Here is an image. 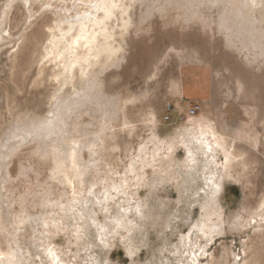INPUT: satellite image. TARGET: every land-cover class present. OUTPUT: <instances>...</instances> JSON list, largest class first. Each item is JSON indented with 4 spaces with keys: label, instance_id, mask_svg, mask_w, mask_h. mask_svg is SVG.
<instances>
[{
    "label": "rangeland",
    "instance_id": "374dc122",
    "mask_svg": "<svg viewBox=\"0 0 264 264\" xmlns=\"http://www.w3.org/2000/svg\"><path fill=\"white\" fill-rule=\"evenodd\" d=\"M46 2L51 8L39 19L24 0H0V159L5 158L0 160V248L15 249L26 264L37 257L49 264L47 248L60 256L58 264H89L84 246L100 254L103 264H176L186 257L183 241L189 237L205 250L189 264L221 259L223 264H264V27L259 22L264 11L253 12L250 34L228 18L227 0H135L120 59L98 75L91 101L68 109L69 87L51 100L57 83L49 75L58 69L39 57L47 19L71 18L78 1ZM171 82L180 94L171 91ZM135 97L124 110L136 125L127 135L119 126V105ZM189 104L199 105L196 116L208 115L218 134L232 143L231 168L217 182L219 191L184 189L185 150L177 145L149 160L138 172L139 181L129 175L127 197L111 192L100 207L94 197L102 199L103 179L118 183L151 136L172 139L186 121ZM168 105L174 108L169 122ZM145 118L151 122L144 123ZM114 143L116 151L108 147ZM73 145L80 146L83 179L76 187L90 201L93 224L107 225L122 205L139 211V216L128 214V226L105 232L103 250L86 244L93 240L92 227L89 234L80 233L82 239L73 231L83 225L66 211L73 204L72 189L53 172ZM216 161H224L221 152ZM92 185L90 197L86 191ZM204 225L217 230L207 244V234L191 231Z\"/></svg>",
    "mask_w": 264,
    "mask_h": 264
},
{
    "label": "bare ground",
    "instance_id": "6f19581e",
    "mask_svg": "<svg viewBox=\"0 0 264 264\" xmlns=\"http://www.w3.org/2000/svg\"><path fill=\"white\" fill-rule=\"evenodd\" d=\"M77 1L78 4L76 5V9H74L73 11L74 13L71 14V18L60 16L55 17L51 25L47 26L48 36L46 44H44L45 46L43 47V53L39 57V62H47L48 64L49 62H54L57 66L56 70L58 69L57 71H53L52 74L49 75V79L52 78L53 81L57 83V86L53 91L50 99L57 100V95L62 91L63 87H69V98H71L72 100L69 104H67L68 109L71 106H74L77 102L85 103L87 101H91L93 99L91 98V95H93L94 89H96L95 87L97 86L96 80L98 75L106 68L114 65V63H116L120 59L123 51L124 36L127 34L128 29L131 25V9L133 7V4L135 3V0ZM226 4L229 7L228 18L239 21L242 32L244 31L245 33H250L251 29L254 26V17H252V15L253 12H255V9H252L251 7H244V0H227ZM104 5H119V7L113 9L106 8L104 7ZM50 28L53 30H49ZM1 40H4V38L1 37ZM152 75L153 77L155 76L154 74ZM75 78L76 83H74ZM170 89L174 94H180L179 87L174 82H171ZM135 99L136 97L128 98L120 102L119 111L121 112V121L119 126L121 130L124 129V120L129 119L124 111L127 101ZM183 118L184 117H182V120ZM129 122L132 123V121ZM150 122L151 120L149 118L144 119V123ZM36 124L38 126V123ZM126 133L127 135H130L132 131L129 132L126 130ZM230 142H227L222 135L218 134V132L214 128L212 120L208 115L199 114L196 117L187 115L184 124L179 127L175 136L168 142H160L156 137L151 136V138H149L147 142L143 143L139 147L135 158L131 160L129 166L127 167V169H125L124 177L120 178L118 183H114L112 185L108 184V179H106L107 177L103 179V183H105L106 185L104 187V191H102L103 193L101 192L102 194L100 195L102 199H99L98 197L94 198H96V201L101 207L102 203H104V205L108 203L110 195L112 194L111 192H114L115 196L128 195L126 189L130 183H128V181H131L129 180V175H134L136 181H139L140 174L138 172H140L146 165H148L149 160L155 161V158L160 156L162 150H165L168 154L171 153L177 145L183 146L185 150V160L183 163V166L185 168L183 176V180L185 181L184 189L191 191L200 190L202 193L213 195L218 188L217 182L222 177L223 172L227 174L228 169L230 170L231 168L229 162L231 161L230 156L232 155L228 154V148H230L232 144H230ZM147 143L152 144L151 150L147 148ZM114 146L117 149V144L115 145V143L114 145L111 144L108 147L112 150ZM72 151V147L69 146L68 151L65 152L64 158H59L57 160L58 162H55V164H57L56 170L62 177V183L68 185L72 189L71 191L73 201L71 202H73V204H67L66 211H68L67 213H70L72 218H75L74 220L81 219L82 221L81 224L83 225V227H81L80 229H77L78 227L75 228L76 226L72 227L73 231L77 234V237H81V232L83 234H89L88 229L92 227L94 229V232H91L93 240L91 242H85H87V245L90 244L92 247L96 246L99 248V250H103L106 242L105 240H103L105 232H115V230L117 229L124 228V226L128 223H126V221L128 220L126 218L128 214L133 211L138 215L139 211L129 206L130 204H126L124 206L122 205L121 207L122 203L119 201L121 209L119 208L120 211L117 209L118 213L116 217L113 218V220L110 221L108 219L109 222L107 225L103 224V226L99 227L94 225L93 222L95 223V220H90L91 215L89 216L87 214V203L90 201H87L82 195L83 192L76 187L82 185L83 179H81L82 175L79 171L78 154L76 162L73 163ZM219 152L222 153L224 158V161L220 164H218L216 161ZM237 156L239 155H235L234 158L236 159ZM4 159L0 160L3 161ZM2 165H0L1 168ZM137 165L139 166L137 167ZM94 186H90V188L86 191V194L90 195V197L94 196L92 194ZM127 200H129V198L126 199V201ZM104 205L102 206L103 208ZM262 209L264 211V201L262 203ZM66 211L64 212V214L66 213ZM64 219L61 218L62 221ZM66 220L68 222L70 221L69 219ZM45 225L47 224L45 223ZM45 225L44 227H47ZM215 225H204L196 227L191 231L192 233L201 232L205 235L207 234V237H210L212 236L213 230L216 229ZM55 226L56 225H54V227ZM205 229L207 230L206 233ZM107 234L108 233H106V235ZM183 245L186 257L181 261H177L176 264L194 263L196 262L197 253L200 255L205 251H202V249L204 248H200L194 244H191V239L189 237H186V239L183 241ZM2 248L3 247L0 248V257L11 259L13 261V264L27 263L21 260L15 249L14 251L12 249ZM47 249L48 250L46 252L45 250L43 252L50 262L48 263L58 264L60 256L56 255L54 249ZM82 250L85 253V257L87 259L86 261H88L89 264H103L100 254L94 255V251L92 250L91 252L89 248L85 246L82 248ZM164 264L169 263L167 262Z\"/></svg>",
    "mask_w": 264,
    "mask_h": 264
},
{
    "label": "snow or ice",
    "instance_id": "6c2138e0",
    "mask_svg": "<svg viewBox=\"0 0 264 264\" xmlns=\"http://www.w3.org/2000/svg\"><path fill=\"white\" fill-rule=\"evenodd\" d=\"M24 3L26 4L28 9H30V10L31 9H35L37 12H39L41 14L38 17L39 19H43L44 18L43 13L47 9L51 8V5L48 4L46 2V0H24ZM104 7L113 8L114 9L116 7H119V5H104ZM244 7H251L252 9L260 8L262 11H264V0H244ZM259 22H260L261 26L264 27V16L261 17ZM46 23H48L49 26L51 25L52 21H51L50 17L47 19ZM142 26L146 27L147 25L145 24V25H142ZM49 30H53V29L50 28ZM127 103L128 104H133V103H135V101L134 100H129V101H127ZM46 126H47L46 121L40 123V127L43 128V127H46ZM123 127H124L125 130L130 132V131H133L135 129L136 125L134 123H130L129 119H125L124 122H123ZM254 139H255V137L253 136V141H254ZM71 147L73 149V151H72V160H73V163H75L76 159H77V154H78L77 149L80 148V146L79 145H73ZM112 150L116 151L117 149L114 146ZM45 155H47V154L45 153ZM53 172H56V169H53ZM217 191H219V189H217ZM262 215H264V212H262ZM216 235H217V230L214 229L213 232H212V236L206 237L205 240H204V243L207 244L208 241L211 240ZM214 246L215 245L213 243L212 247H214ZM202 251H204V249H202ZM0 264H13V261L11 259H6L4 257H0ZM29 264H44V261L42 259H40L39 257H37L36 260L29 261ZM201 264H212V262H210V261H202ZM215 264H223V260L221 259V261H219V262L216 261Z\"/></svg>",
    "mask_w": 264,
    "mask_h": 264
},
{
    "label": "built area",
    "instance_id": "2783aa9c",
    "mask_svg": "<svg viewBox=\"0 0 264 264\" xmlns=\"http://www.w3.org/2000/svg\"><path fill=\"white\" fill-rule=\"evenodd\" d=\"M200 111V106L197 104H189L187 106V115L188 116H195ZM174 112V108L171 105H168L166 107V115H165V121H170V115ZM183 115L178 113L177 115V121L181 122Z\"/></svg>",
    "mask_w": 264,
    "mask_h": 264
}]
</instances>
